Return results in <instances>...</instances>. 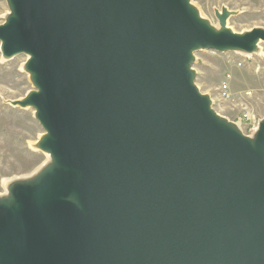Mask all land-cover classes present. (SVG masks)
I'll return each mask as SVG.
<instances>
[{"label": "water", "instance_id": "1", "mask_svg": "<svg viewBox=\"0 0 264 264\" xmlns=\"http://www.w3.org/2000/svg\"><path fill=\"white\" fill-rule=\"evenodd\" d=\"M49 156L0 194V264H264V118L252 135L201 92L200 51L260 52L192 0H6Z\"/></svg>", "mask_w": 264, "mask_h": 264}, {"label": "rangeland", "instance_id": "2", "mask_svg": "<svg viewBox=\"0 0 264 264\" xmlns=\"http://www.w3.org/2000/svg\"><path fill=\"white\" fill-rule=\"evenodd\" d=\"M192 1L215 26H219L215 11L226 7L238 12L228 21L233 30L264 28V0ZM8 11L6 0H0V24ZM26 61L25 55L5 60L0 51V194L6 193L9 182L31 176L49 159L34 147L44 133L34 109L9 103L24 98L34 88L23 68ZM194 68L196 83L201 92L211 96L214 109L252 135L240 119L245 108L258 121L264 118V43L260 52L252 55L200 51ZM224 85H228V98L223 94Z\"/></svg>", "mask_w": 264, "mask_h": 264}, {"label": "built area", "instance_id": "3", "mask_svg": "<svg viewBox=\"0 0 264 264\" xmlns=\"http://www.w3.org/2000/svg\"><path fill=\"white\" fill-rule=\"evenodd\" d=\"M223 94L226 98L231 96L230 93H228V85L223 86ZM240 121L241 124L245 123L252 133L258 128L259 121L251 115L246 108L244 109V113L242 114Z\"/></svg>", "mask_w": 264, "mask_h": 264}, {"label": "bare ground", "instance_id": "4", "mask_svg": "<svg viewBox=\"0 0 264 264\" xmlns=\"http://www.w3.org/2000/svg\"><path fill=\"white\" fill-rule=\"evenodd\" d=\"M41 136H42V135H41ZM48 158H49V156H48ZM43 165H44V164H43ZM43 165H42V166H43ZM42 166H41V167H42ZM41 167H40V168H41ZM40 168H39V169H40Z\"/></svg>", "mask_w": 264, "mask_h": 264}]
</instances>
